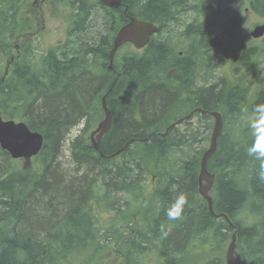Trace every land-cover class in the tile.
<instances>
[{
  "label": "trees",
  "instance_id": "1",
  "mask_svg": "<svg viewBox=\"0 0 264 264\" xmlns=\"http://www.w3.org/2000/svg\"><path fill=\"white\" fill-rule=\"evenodd\" d=\"M25 1L0 0V75L2 62L11 53V41L23 38L20 43L23 51L8 83L0 81V109L8 118L19 116L30 129L43 135L44 142L34 157L35 163L24 170L0 150V264H100V256L110 249L120 255L119 262L114 264H144V256L154 258L155 264L161 261L176 264L183 255L192 253V245L206 243L208 231L224 239L226 230L233 229L237 231L241 250L244 235L245 243L251 245L245 251V260L250 257L251 264H264V180L258 175L261 161L247 155V147L255 141L247 119L240 128L231 131L224 123L225 133L218 138L216 150L207 162V168L218 174L213 210L228 215L234 224L229 227L223 219L218 222L209 213L206 202L198 195V165L204 150L174 157L179 147L185 146V141L172 136L176 128L165 137L158 134L168 123L183 116L185 112L177 116L172 112L185 107L187 100L172 102L162 88L149 89L147 50L137 58L131 52L114 60L113 68L119 70L120 78L106 68L108 49L117 29L125 22V15L117 9L109 10L110 23L111 20L115 23L111 39L108 35L97 42L93 38L80 40L81 44H75L81 47H75L76 55L71 48L70 58L69 51H60L63 60L55 61V53L49 51L29 61L31 42L26 43L21 17ZM77 1L81 0L72 3ZM183 1L122 0L128 5V14L160 22ZM232 1L233 9L240 12L244 0ZM198 2L202 20L200 52L195 59L205 74L214 69L212 65H226L217 53L222 51L226 56L237 19H232L231 25L227 19L226 23L214 20L217 9L209 0ZM246 5L249 11L264 18V0H247ZM82 8L79 4L76 12ZM214 28L221 33L215 35ZM90 53L93 59L87 57ZM260 56L264 57V49L258 52L255 47L240 48L233 58L232 82L223 73L212 86L196 88L198 97L191 102L205 112L203 116L216 110L223 114V122L228 117L237 118L240 109L236 103L247 94V88L240 84L247 75L257 72ZM175 59L179 65L173 63L169 69H176L175 78L184 85L182 78L188 75L184 61L188 57ZM215 59L217 62L213 63ZM91 72L105 76H94ZM104 93L112 114L111 128L101 139L98 150L91 149L82 135L72 139L69 149L76 169L69 172L59 161L65 134L79 120L86 119L89 127L100 120V98ZM247 101L245 117L256 105L264 104V76L259 78L257 90ZM131 139L135 142L118 155L123 157L120 163L115 161L118 156L107 157ZM149 172L157 179L151 190L145 192V173ZM244 181L245 186L241 183ZM119 192L124 195L117 199ZM181 195L186 198L181 217L169 220L167 210ZM243 206L254 218L245 227L234 219ZM107 211L114 212V217L106 221L101 232L98 217ZM123 226L129 228L127 235ZM205 264L225 263L218 257Z\"/></svg>",
  "mask_w": 264,
  "mask_h": 264
},
{
  "label": "rangeland",
  "instance_id": "2",
  "mask_svg": "<svg viewBox=\"0 0 264 264\" xmlns=\"http://www.w3.org/2000/svg\"><path fill=\"white\" fill-rule=\"evenodd\" d=\"M196 1H200V0H196ZM209 2L211 3L212 6L215 7V10L217 9L215 14L213 15L214 20H221L225 22V20L227 19L230 21V23L228 22L227 23L231 25L232 19L234 18L237 19L236 29L231 30V31H234L233 32L234 34L229 38L228 45H227L228 50H227L226 56L221 53L222 51L220 52L221 54L217 53V56H220L221 59L225 60L226 63H228L227 60L230 58V56L234 58V56L239 54L240 48L245 49L247 47H255L258 52L264 49V36L259 39H254L250 36V31L253 29V27L258 24L263 23L264 18L259 17L258 15L254 14L253 12L247 9L246 7L247 0H244V5L242 6L240 12H237L233 9V6L235 3L232 0H209ZM79 4H82L84 9L82 11L78 9L76 12V8L78 7ZM192 4H193V0H186V5L191 6ZM214 7L212 8L214 9ZM23 9H24V6L21 7V11L23 15L21 16L23 19L22 31H25L29 33V35L33 36V42L29 46L32 49V54L30 53L28 55L29 61H31L33 56L36 57L44 53H48L49 51H53L54 53L56 52L61 53L60 51L62 49L69 51V49L71 48L72 50L70 51H73L74 55H76V48L80 49L81 47L75 44L77 42L80 43V40H83V39L87 40L89 38L90 39L93 38V40L97 42L103 36L109 35V39H111L113 35L112 29L115 23L113 20H111L112 24L110 23V19H112L110 18V15L112 13L109 11L110 9L98 3L97 0H81V1L73 2V3H72V0H52V2L48 3L45 8L43 6L40 9V12L42 14V19H43V26H45V29L44 30L42 29L43 31L41 30L42 32L40 31L38 32L35 30L34 27H32L33 25L32 21L34 20V18L31 15L26 14L29 12V6L26 7V13H23ZM197 10H199V8ZM184 17L192 18L193 20L194 14L192 13L189 15H185ZM80 19H82L83 21L80 22ZM197 20L201 21L202 15H201V19L197 18ZM36 24L37 22L35 23V25ZM228 24H222V26H225ZM213 33L215 35L216 34L218 35L221 33V31L219 30V28H215L213 29ZM166 36H167V33L163 34V37H166ZM172 36L177 37V34H173ZM20 39L21 40H19V42H22L23 38L21 37ZM225 39L226 37L223 35L222 41H224ZM215 42L217 41L215 40ZM85 43L88 44L90 42H85ZM235 47L237 50H235ZM133 50L134 48L131 47V45L125 44L124 46H121L119 48L115 56L116 57L115 59H119L122 54H128V53L134 52ZM70 51L67 54L68 58L72 57L70 55ZM86 55L87 57H90L91 59H93V56H91L92 55L91 53L86 54ZM257 61L259 63L257 72L247 75V77L244 80H242L240 84L244 89L245 87L247 88L246 96L244 94V97L241 98L240 101L239 102L237 101L236 103V106L240 109L238 113L240 115L237 116V118L235 119H231L230 117H228L223 122V127H224V123L227 124L228 131L234 130L237 127L240 128L241 124L245 123V119H246L245 100L249 101V99H252L254 92L257 90L259 86V78L261 76H264V57L260 56ZM92 62L94 63V61ZM215 62H217L216 59L213 61V63ZM228 64L229 66L233 65V63H228ZM212 66L214 67V69L212 68L209 71L215 70L214 72H212V74L215 75V78H214V82H215L216 80H218V78H221L223 76L222 66H225V64L223 65L219 64L218 66L212 65ZM93 71L97 72L95 67L93 68ZM91 74H93L94 76H99V77L105 76L104 73L101 74V73L91 72ZM44 75H45V72L42 71V76ZM243 75L242 77H245V73H243ZM183 110L184 108H182L181 111ZM172 114L177 116L181 113L179 111H173ZM203 115L204 114L196 113L187 122H184L181 125L176 127L177 131L175 130L172 136L176 139L181 138L183 141H185V146L179 147L177 154H174V157H180L183 155L185 156L186 153H192L191 151L200 152L202 149L204 150L208 147L210 134L212 131V126H213V118L210 116H203ZM13 118L15 120L21 119L18 117H13ZM96 123L92 122V124L89 127L87 126L88 124H87L86 119L79 120L77 124L73 126V128L70 127L71 129L69 133L65 134V140L64 142H62V153H61V157H59V161L62 163L63 165L62 167H64L67 171L75 172L74 170L76 169V165L73 164L71 160L70 149H69L72 139L76 137L77 135H82L84 138L88 139V134L90 130L96 125ZM85 125L89 127L87 128V130H86ZM222 133L223 134L225 133L224 129L222 130ZM233 133H230V134H233ZM178 135L182 137H178ZM3 159L5 163L8 165L7 159L5 157ZM122 160H123V157L121 156H118L115 159V161L118 163H120ZM11 161L13 162L15 161L16 164L20 168H22L23 158L11 159ZM1 163H2V160L0 159V169H1ZM34 163H35V159L33 158L32 164ZM29 166L30 165H27V167H23L22 169L24 170L26 168L28 169L31 168ZM145 174H146L145 176L147 177L144 180V183L147 186L145 192H149L151 188L154 186V184L156 183L157 178L156 176H154L155 174H152L150 172L145 173ZM78 175H81V172H79ZM241 183L245 186V181ZM123 195L124 193L119 192L117 193L116 198L117 199L118 197L123 198ZM121 202H122L121 199H119V203H118L119 206L121 205ZM113 214L114 212L111 213L109 211L105 213H102V212L100 213L97 223H99L100 227L99 226L98 227L101 229V232H103L102 229L105 226L106 221L114 217ZM234 219L239 221L242 224L247 223L248 225H250L252 223L251 221L254 218L249 214L247 210H245V207H244L236 214ZM139 222L140 224L142 223L141 221ZM218 222H221V221H218ZM122 231L124 232L125 235H127L129 233V228H126L125 226H123ZM230 235H231V231L226 230V237L222 239L221 241L217 234L211 231H208V237L205 238L206 243L203 246L201 245L197 246V244L192 245L193 246L191 247L192 253L189 252L188 254L183 255L182 259L176 264H205L215 258H218V257L222 258L230 242ZM242 247H243V244H242ZM250 247H251L250 243L249 244L245 243V251H249ZM238 250L242 252L241 244L238 245ZM119 260H120V255L118 253H114L113 249H110L105 254H102L100 256L99 262L100 264H114V263L119 262ZM143 263L144 264H155V261H154V258L151 259V258H148L147 256H144ZM251 263H252V259L250 257L245 260V264H251ZM158 264H168V263L161 261ZM169 264H174V262H169Z\"/></svg>",
  "mask_w": 264,
  "mask_h": 264
},
{
  "label": "flooded vegetation",
  "instance_id": "3",
  "mask_svg": "<svg viewBox=\"0 0 264 264\" xmlns=\"http://www.w3.org/2000/svg\"><path fill=\"white\" fill-rule=\"evenodd\" d=\"M51 2L52 0H38L36 2V4H38L39 9L31 13V16L34 18V28L39 29V30L45 29V26H43V19H42V14L40 12V9L43 6L45 8L47 4ZM197 3L199 4L198 1L193 0L194 5L192 4L191 6H189V5H186V0H184L182 5L177 7L175 11L166 13L168 16L163 19V22L149 21L150 23H153L157 27V30L150 35L149 42L145 47H143L142 49H138V50L134 48L133 50L135 58H137L138 55H143L144 51L147 50L146 55H147V58L149 59L148 60L149 89L154 88L155 86H157V88H162L163 90L167 92V95L170 101L172 102L176 99L185 98L187 100V105L183 107L184 110L181 111L182 108L177 110L181 114L185 112L183 115L189 114L191 111H194L195 109L200 108L199 106L194 105V103L191 102L192 98L198 97L196 96L197 95L196 88L200 86L202 87V85H204V87L212 86L213 84H215V82H217V80L214 82L215 76H213L212 78V76L209 75L215 70L210 71V72L207 71L205 74H203L202 69L200 68L197 60L195 59L196 53L198 55V52H200V48H199L200 46L198 45V41L200 40L199 33H200L201 21H198L197 18L201 19V15H202L200 10H197L198 9ZM125 6L126 4H123V6L117 8V10L123 13ZM83 9L84 8H82V10ZM192 13L194 14V18H193L194 21L192 20V18L184 17L185 15H189ZM124 15L126 17L125 22H127L128 20L127 18L128 16H130V14L124 13ZM36 22L37 24L35 25ZM165 33H167V36L163 37V34ZM173 34H177V37H173L172 36ZM125 44L131 45L130 43H125ZM131 47L133 46L131 45ZM110 49L111 47L108 49L107 60L105 61L107 62L106 68L109 71H113L115 73L114 75L115 78H120L119 70L115 71L113 68L114 63L111 68L108 67L109 65L108 55H109ZM235 50H237L236 47H235ZM63 56H64L63 54L56 52L55 61L63 60ZM174 57H177V58H181V57L187 58L188 57V59L184 61L186 65V68L184 69V71L188 74L187 76L182 78L184 85H181V80L175 78L174 73L176 69L175 70L169 69V65L173 63L176 65H179V62H177L176 59L173 60ZM116 60H119V59H116ZM227 62L233 63V57L230 56ZM160 63L162 65H159L158 67V64ZM228 63H226L225 66H222V69H223V73H225L226 76H228V79L232 82L233 80V77L231 74L232 66L231 65L229 66ZM9 75H10V72L6 76V80H5L6 83L8 82ZM204 79H207V80H204ZM185 87L188 88L189 90L186 91ZM196 113L198 112L195 111L192 116H194ZM175 120H173L172 122H174ZM209 171L212 172L211 169H209ZM217 177H218V174L215 173L213 192L217 184ZM197 185H198V179H197ZM214 194L216 195V192H214ZM223 221L227 222V220H223ZM244 227H245V223H244ZM131 233H133V231H131ZM240 254L242 258V264H245V235L243 236V247H242V252Z\"/></svg>",
  "mask_w": 264,
  "mask_h": 264
},
{
  "label": "water",
  "instance_id": "4",
  "mask_svg": "<svg viewBox=\"0 0 264 264\" xmlns=\"http://www.w3.org/2000/svg\"><path fill=\"white\" fill-rule=\"evenodd\" d=\"M122 0H99V2L108 8H119ZM128 10V5L125 6ZM157 30V27L146 20L137 16H128L125 22L116 32L112 41V47L108 55V67L113 65V59L118 48L124 43H130L135 49H142L148 42L150 35ZM264 35V23L258 24L250 31V36L257 39ZM100 106L103 111V118L96 124V126L89 133V147L98 150L102 137L108 132L112 124V114L107 105V95L104 94L100 98ZM195 111L204 113L200 108L191 111L169 124L165 132L161 136H165L167 132L174 126L189 119ZM209 116L213 118V126L210 134V140L207 149L203 152L200 159V168L198 173V192L206 200L209 213L214 217L216 215L212 208V184L214 176L207 171L206 163L209 158L214 154L217 147V140L222 132V114L218 111H209ZM133 140L128 141L123 147L119 148L108 158H112L123 152ZM43 136L31 130L24 122H14L13 120H3L0 113V146L9 152L11 158H23V166L31 165V158L38 154L42 147ZM100 156L104 155L100 153ZM26 165V166H25ZM30 167V166H29ZM224 215V214H222ZM225 216V215H224ZM226 264H241L242 260L240 255L236 252V232L231 235V240L225 254Z\"/></svg>",
  "mask_w": 264,
  "mask_h": 264
},
{
  "label": "clouds",
  "instance_id": "5",
  "mask_svg": "<svg viewBox=\"0 0 264 264\" xmlns=\"http://www.w3.org/2000/svg\"><path fill=\"white\" fill-rule=\"evenodd\" d=\"M246 119L255 136V141L246 149L247 155L261 161L258 175L264 180V104L256 105ZM185 203L186 198L183 195L176 199L167 210L169 220H177L181 217Z\"/></svg>",
  "mask_w": 264,
  "mask_h": 264
}]
</instances>
